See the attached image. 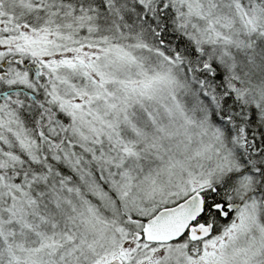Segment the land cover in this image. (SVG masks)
Segmentation results:
<instances>
[{
  "label": "rangeland",
  "instance_id": "rangeland-1",
  "mask_svg": "<svg viewBox=\"0 0 264 264\" xmlns=\"http://www.w3.org/2000/svg\"><path fill=\"white\" fill-rule=\"evenodd\" d=\"M51 1L0 0V80L29 85L26 71L16 66L19 58L29 62L27 70L32 67L34 78L42 74L50 99L68 122L74 120L82 151L64 144L54 152L73 158L67 164L72 174L62 182L48 171L14 181L15 174L5 172L19 162L12 150L31 160L38 150L14 118L10 100H0V264H264V174L249 163L244 168L242 159H249L253 141L232 150L237 135L227 137L211 122L201 102L208 94L185 73L179 56L136 33L128 36L117 21L96 22L95 11H63ZM138 2L148 6L152 0ZM169 3L183 34L225 71V84L248 108L244 122L251 126L254 119L251 128L264 139L262 0ZM56 13L65 24L54 23ZM69 26L80 33L69 34ZM254 149L264 171V152ZM110 168L117 179L108 178L109 189L117 201L112 195L107 201L92 177L106 179ZM229 172L238 173L234 187L242 200L221 208L226 223L216 233L210 224L192 225L191 249L180 237L150 246L136 239L138 231L105 216L119 201L145 213L147 200L169 203L201 193Z\"/></svg>",
  "mask_w": 264,
  "mask_h": 264
},
{
  "label": "trees",
  "instance_id": "trees-1",
  "mask_svg": "<svg viewBox=\"0 0 264 264\" xmlns=\"http://www.w3.org/2000/svg\"><path fill=\"white\" fill-rule=\"evenodd\" d=\"M54 1L55 8L59 7L61 10L69 7L78 8V10H92L98 13V17L95 21L109 25L110 22H118V25L122 30L131 36L132 33L138 34L142 39L147 40L152 45L161 47V50L167 54L179 56L181 62L186 70V74L190 75L193 78H196L199 88L203 89L208 95L206 98L201 96L203 109L208 114L211 122L220 126L223 131H227V137L233 135L235 145L232 150H243L242 145L246 141H253L252 151H248L247 155L250 156L247 160V157L243 159L244 168L248 167V163L253 167H257L262 172L260 175L264 174V171H261L263 167L258 156L254 155L255 147L259 151L264 152V139L261 138L258 130L251 128L254 119L251 120L250 124L244 122V114L247 113L248 109L244 101L234 93L233 88L228 87L225 83L228 81L227 74L225 71L215 63L211 58L206 59L205 54L199 52L196 49V46L190 40L187 35H184L181 27L179 28L177 23V14L175 9L172 7V4L169 3V0H152L148 6L141 5L138 0H52ZM51 1V2H52ZM70 5V6H67ZM262 5L264 10V0H262ZM111 6V7H110ZM114 7V8H113ZM113 11L114 14L111 12ZM105 13L107 19L102 18L101 14ZM57 14V13H56ZM26 20V16L22 17ZM29 18H31L29 16ZM55 24H58L60 20L64 21L63 17L60 14L55 16ZM117 19V20H115ZM68 25H71L69 21ZM65 24V21H64ZM67 25V26H68ZM59 29V27L57 26ZM69 26L64 28L71 35H78V31H74ZM76 33H74L73 31ZM78 30L83 28L79 27ZM19 55V54H18ZM5 59L0 61V69L2 68L1 64ZM8 63V62H7ZM24 58L18 59V65H16L20 71H26L29 78V85H19V84H8L4 86L3 81L0 80V100L4 97H7L9 102V108L12 110L14 118H18L23 125L26 133L29 137H33L35 140L36 151L33 155V160L29 158L23 150H15L12 146V151L15 152L18 157V165H13V168L7 169L5 172L9 174H15L14 181H20L25 174L26 176L32 174L33 172H47L54 173L55 179L57 178L62 182V179L65 176L71 175V171L68 169L67 164L70 163L72 157L63 158L54 156V152H59L62 148V145L68 144L71 146L75 153L82 151L80 146H78L77 135L74 134V129L77 127L74 124V120L70 119V116L62 109L61 106L57 105L56 101H52L47 92V86L41 77L40 74L37 78H34V74L31 70H27V67L30 65L27 64ZM188 77V76H187ZM203 92V93H205ZM5 95V96H4ZM210 97V98H209ZM250 110V109H249ZM243 120V122H242ZM246 121H248L246 119ZM73 124V126H72ZM257 131L258 134L254 133ZM240 132L241 135H240ZM76 138V140H75ZM72 141V142H71ZM256 141L259 143L256 144ZM67 142V143H66ZM241 145H240V143ZM87 146L97 147L95 144L87 143ZM98 148V147H97ZM257 149V150H258ZM256 150V151H257ZM243 151H239V155H242ZM87 155V154H86ZM251 160L250 158H253ZM251 160V161H250ZM16 162V163H17ZM251 162V163H250ZM92 167H88L91 171L95 170ZM32 171V172H31ZM238 173L229 172L224 175L222 179H214L211 181L209 187L204 188L201 191L203 200V212L197 219L193 222V226H202L205 224H210L212 232L216 233L219 230V227L224 225L226 222L225 217L221 212L222 209H226V204L236 203L242 199L239 194H237V189L234 187L235 175ZM94 186L97 189L101 190L104 198L107 201L110 200V195L115 199V195L112 193V190L109 189L111 186L110 179L116 180L115 176L112 174V169L110 172L106 173L104 176L106 179L100 180L98 174L93 175ZM264 177V175H263ZM97 180V182H96ZM99 180V181H98ZM254 185L256 184L253 182ZM82 188V183H80ZM259 185V191L263 192V188ZM262 188V190H261ZM257 190V189H256ZM188 196V193L182 196L181 199L169 202V203H159L155 200H147V207L144 208L146 212L140 214H135L130 210L126 209L120 201L119 204L116 203L115 210L106 213V218L108 217L114 221H120L124 227H129V231H138L140 233L141 227L144 224L145 219L151 217L161 206H169L179 201H182ZM93 198H91L92 201ZM116 200V199H115ZM117 201V200H116ZM97 204V203H96ZM117 206V208H116ZM100 211L105 213L103 206L98 205ZM147 209L149 211H147ZM107 218V220H108ZM134 221L138 222L135 226ZM189 230H186L184 234L179 238L180 241H186L187 247L191 249L193 245V240L190 239ZM178 240V241H179ZM174 242V241H173ZM173 242H171L173 244ZM145 244L158 245L156 243H147Z\"/></svg>",
  "mask_w": 264,
  "mask_h": 264
},
{
  "label": "water",
  "instance_id": "water-1",
  "mask_svg": "<svg viewBox=\"0 0 264 264\" xmlns=\"http://www.w3.org/2000/svg\"><path fill=\"white\" fill-rule=\"evenodd\" d=\"M202 212L203 196L200 192H193L180 202L162 206L151 217L145 219L141 233L135 237L150 243L172 242L184 234ZM205 227L201 228L198 235L205 233L207 230ZM192 228L189 227L190 230H193Z\"/></svg>",
  "mask_w": 264,
  "mask_h": 264
},
{
  "label": "bare ground",
  "instance_id": "bare-ground-1",
  "mask_svg": "<svg viewBox=\"0 0 264 264\" xmlns=\"http://www.w3.org/2000/svg\"><path fill=\"white\" fill-rule=\"evenodd\" d=\"M203 208H204V207H203ZM163 243H165V242H163ZM163 243H162V244H163ZM157 244L160 245L159 243H157Z\"/></svg>",
  "mask_w": 264,
  "mask_h": 264
}]
</instances>
